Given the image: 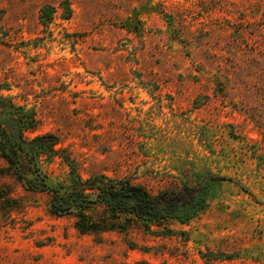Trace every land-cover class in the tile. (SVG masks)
I'll use <instances>...</instances> for the list:
<instances>
[{"label":"rangeland","instance_id":"1","mask_svg":"<svg viewBox=\"0 0 264 264\" xmlns=\"http://www.w3.org/2000/svg\"><path fill=\"white\" fill-rule=\"evenodd\" d=\"M0 124L58 137L52 186L70 153L84 179L205 201L81 233L0 154V264H264V0H0Z\"/></svg>","mask_w":264,"mask_h":264},{"label":"trees","instance_id":"2","mask_svg":"<svg viewBox=\"0 0 264 264\" xmlns=\"http://www.w3.org/2000/svg\"><path fill=\"white\" fill-rule=\"evenodd\" d=\"M27 123V127H32L35 124L34 117ZM0 137V154L15 176L24 181L29 189L51 191L53 211L57 214L74 213L75 227L81 233L114 230L116 220H113L121 213H134L147 220L161 221L178 217L179 212L192 205L195 199L201 201L200 207L205 204L200 194L193 193L195 188L186 184L181 188L167 189L152 195L142 185L126 179H113L105 174L84 179L78 161L70 153H66L64 159L71 169V182L52 186L43 175L38 158L46 151H59L55 149L58 137L43 135L39 138H53L50 144L37 143L26 148L13 140L15 137L22 139L23 130L13 133L1 124ZM217 179L224 180L226 177L217 176ZM96 210L103 216L95 217L93 211Z\"/></svg>","mask_w":264,"mask_h":264}]
</instances>
